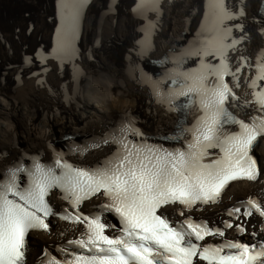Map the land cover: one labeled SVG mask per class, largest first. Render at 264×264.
I'll use <instances>...</instances> for the list:
<instances>
[{"label": "snow or ice", "instance_id": "1", "mask_svg": "<svg viewBox=\"0 0 264 264\" xmlns=\"http://www.w3.org/2000/svg\"><path fill=\"white\" fill-rule=\"evenodd\" d=\"M86 3L60 0L57 59L75 58ZM135 10L141 14L158 11L159 0H139ZM244 16L242 4L234 10L228 0H207L199 35L179 52L169 74L175 87L165 92L154 82L158 97L176 107L181 106L176 104L179 98H186L199 113L191 126H179L178 134L171 137L184 141L181 147L147 143L129 120L111 139L103 141L117 148L98 167L75 166L57 153L51 163L33 160L26 167L17 161L0 173V264H26L30 230L49 229L47 220L54 212L47 197L53 189H59L74 210L61 218L84 225L80 237L68 241L82 251L63 260L44 253L42 264H264V240L252 244L199 243L209 236L223 237L234 226L231 221L224 222V229L212 228L190 217L172 221L161 211L169 205L179 204L190 211L197 204L216 203L230 182L255 181L261 175L251 150L258 138L264 137V51L254 64L249 57L236 55L247 33L242 23L230 22ZM143 47H148L147 38ZM189 59H196L195 67H184ZM245 68L254 69L255 74L250 80L245 76L251 99L244 105H254L257 115L247 118L246 113V119H240L230 109L239 107L235 102L240 98L234 89L240 87ZM228 125L237 129L230 130ZM100 194L106 202L95 213L82 214L79 209L83 202ZM105 213L119 218L118 234H106L116 225L107 222ZM226 214L237 221L254 214L264 218V201L250 197ZM235 227L241 234L246 232L243 223Z\"/></svg>", "mask_w": 264, "mask_h": 264}, {"label": "bare ground", "instance_id": "2", "mask_svg": "<svg viewBox=\"0 0 264 264\" xmlns=\"http://www.w3.org/2000/svg\"><path fill=\"white\" fill-rule=\"evenodd\" d=\"M117 1L95 0L89 6L81 43L76 44L78 58L62 61L54 55L47 72L32 76L41 70L38 59L55 54L61 26L60 0H0V172L25 155L50 159L51 143H66L63 138L67 134L77 136L79 141L111 139L106 135L127 115L138 116L149 135L172 133L177 115L152 98L151 83L137 73L140 31L145 22L159 27L149 56L159 59L184 33L187 35L180 43L193 36L207 11V2L162 0L158 12L140 14L135 10L139 0H119L114 7ZM241 4V0H232L234 10ZM260 5L261 0H247L244 30L249 36L243 52L249 57H255L262 46L256 19ZM64 65L68 68L62 72ZM70 96H75L72 102ZM247 99L249 94L243 89L240 110L248 114L252 107L244 105ZM113 150L114 143H105L74 160L93 164ZM257 153L264 169V143ZM254 193L264 199V172L260 182L232 185L220 205L197 214L220 222L229 206ZM53 200L57 206L63 205L57 196ZM101 202L102 198L95 199L87 207L91 210ZM249 230L257 231V222L252 220ZM80 231L57 221L51 234H32L27 264H37L44 253Z\"/></svg>", "mask_w": 264, "mask_h": 264}]
</instances>
